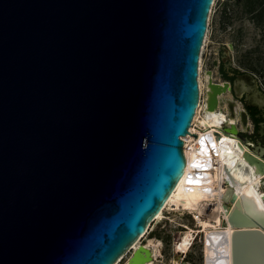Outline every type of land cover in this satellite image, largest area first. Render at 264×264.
I'll list each match as a JSON object with an SVG mask.
<instances>
[{
  "label": "water",
  "instance_id": "obj_1",
  "mask_svg": "<svg viewBox=\"0 0 264 264\" xmlns=\"http://www.w3.org/2000/svg\"><path fill=\"white\" fill-rule=\"evenodd\" d=\"M214 2L0 0V264H115L146 234L187 169ZM210 88V110L228 91L264 108L252 73ZM219 129L264 187V149ZM228 178L214 264H264V212Z\"/></svg>",
  "mask_w": 264,
  "mask_h": 264
},
{
  "label": "bare ground",
  "instance_id": "obj_2",
  "mask_svg": "<svg viewBox=\"0 0 264 264\" xmlns=\"http://www.w3.org/2000/svg\"><path fill=\"white\" fill-rule=\"evenodd\" d=\"M209 45L210 32H207L199 68L200 106L193 120L192 135L184 138V151L188 163L185 174L146 234L115 264H128L134 252L141 246H146L152 252L153 258L147 264H155L156 260L162 256L163 243L161 240L154 239H148L145 242L144 239L157 225L164 222L166 215L170 213H174L175 217L181 219L171 222L182 230L177 233L174 240L173 248L176 257L166 264H187L185 259L198 241L202 246V264H214L217 255L216 247L219 246L217 243L225 242V238H220L219 234L227 237L234 230L226 223L233 205L223 200L230 184L228 175H231L236 183L237 198H245L256 211L264 212L261 176L257 175L255 167L250 166L244 159L237 142L229 139L226 133L219 129L237 127L243 112L242 107L232 98L224 96L222 92L218 95L216 108L209 109L212 94L210 84L216 83L212 71H208L205 66L204 57ZM218 84L224 86L225 82L221 81ZM225 121H227L226 124ZM186 216L192 218V225L183 221ZM224 250L230 254L229 246L224 247ZM130 252L131 256L124 262Z\"/></svg>",
  "mask_w": 264,
  "mask_h": 264
},
{
  "label": "rangeland",
  "instance_id": "obj_3",
  "mask_svg": "<svg viewBox=\"0 0 264 264\" xmlns=\"http://www.w3.org/2000/svg\"><path fill=\"white\" fill-rule=\"evenodd\" d=\"M214 6V5H213ZM209 15L208 33L210 45L205 53V66L212 71L215 82H226L222 67L240 69L258 77L264 88V0H217ZM224 96L233 99L230 91ZM264 190V187H262ZM172 220H181L174 213L157 225L144 239L161 240L162 256L155 264H166L176 257L174 240L182 228L175 227ZM183 221L192 225V218ZM201 243L196 242L193 251L185 259L187 264H202ZM131 256H126L124 262Z\"/></svg>",
  "mask_w": 264,
  "mask_h": 264
},
{
  "label": "flooded vegetation",
  "instance_id": "obj_4",
  "mask_svg": "<svg viewBox=\"0 0 264 264\" xmlns=\"http://www.w3.org/2000/svg\"><path fill=\"white\" fill-rule=\"evenodd\" d=\"M246 72L247 71H241L240 69L226 68L225 65L222 67L224 80L229 82L232 87L238 76ZM259 86L264 92V88H262L260 81ZM231 94L233 96V100L240 104L243 112L248 115L246 126H244L240 121L237 123L239 133H242L244 137H247L255 145V148H259V151L264 149V108L249 106L246 102V93L242 94L241 98H239L234 91H231Z\"/></svg>",
  "mask_w": 264,
  "mask_h": 264
},
{
  "label": "built area",
  "instance_id": "obj_5",
  "mask_svg": "<svg viewBox=\"0 0 264 264\" xmlns=\"http://www.w3.org/2000/svg\"><path fill=\"white\" fill-rule=\"evenodd\" d=\"M190 130V132H191V130H192V126H191V128L189 129ZM189 136V135H188ZM183 140H184V138H182ZM184 142H185V140H184ZM184 147H185V145H184Z\"/></svg>",
  "mask_w": 264,
  "mask_h": 264
}]
</instances>
